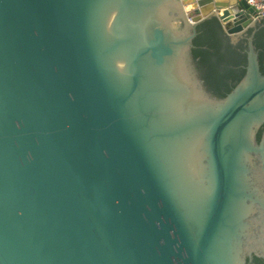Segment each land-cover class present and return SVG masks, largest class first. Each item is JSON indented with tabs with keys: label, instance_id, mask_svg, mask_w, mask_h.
I'll return each mask as SVG.
<instances>
[{
	"label": "water",
	"instance_id": "obj_1",
	"mask_svg": "<svg viewBox=\"0 0 264 264\" xmlns=\"http://www.w3.org/2000/svg\"><path fill=\"white\" fill-rule=\"evenodd\" d=\"M206 1L0 0V264H264V18Z\"/></svg>",
	"mask_w": 264,
	"mask_h": 264
},
{
	"label": "bare ground",
	"instance_id": "obj_2",
	"mask_svg": "<svg viewBox=\"0 0 264 264\" xmlns=\"http://www.w3.org/2000/svg\"><path fill=\"white\" fill-rule=\"evenodd\" d=\"M201 4L198 0H184V10L191 18L201 16L210 9V4L206 0H202ZM210 2V1H209Z\"/></svg>",
	"mask_w": 264,
	"mask_h": 264
},
{
	"label": "built area",
	"instance_id": "obj_3",
	"mask_svg": "<svg viewBox=\"0 0 264 264\" xmlns=\"http://www.w3.org/2000/svg\"><path fill=\"white\" fill-rule=\"evenodd\" d=\"M247 2L255 9L256 15L253 17L255 20L264 18V0H247Z\"/></svg>",
	"mask_w": 264,
	"mask_h": 264
},
{
	"label": "trees",
	"instance_id": "obj_4",
	"mask_svg": "<svg viewBox=\"0 0 264 264\" xmlns=\"http://www.w3.org/2000/svg\"><path fill=\"white\" fill-rule=\"evenodd\" d=\"M219 22V21H218ZM219 25H220V27H221V29H222V32H223V36L224 37H226V38H229V36L224 32V30H223V28H222V26H221V24H220V22H219Z\"/></svg>",
	"mask_w": 264,
	"mask_h": 264
}]
</instances>
